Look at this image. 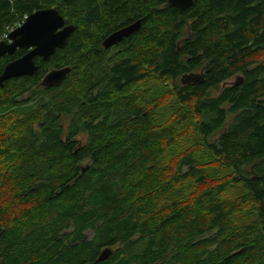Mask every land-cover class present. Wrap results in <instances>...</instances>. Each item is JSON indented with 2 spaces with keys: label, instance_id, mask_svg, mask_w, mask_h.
Instances as JSON below:
<instances>
[{
  "label": "trees",
  "instance_id": "1",
  "mask_svg": "<svg viewBox=\"0 0 264 264\" xmlns=\"http://www.w3.org/2000/svg\"><path fill=\"white\" fill-rule=\"evenodd\" d=\"M50 8L74 27L66 45L0 87V264H264V0H0V41ZM25 53L0 57V74ZM191 73L202 83L181 82ZM185 127L225 179L204 184L192 150L159 164ZM185 181L204 187L196 205H181Z\"/></svg>",
  "mask_w": 264,
  "mask_h": 264
},
{
  "label": "water",
  "instance_id": "2",
  "mask_svg": "<svg viewBox=\"0 0 264 264\" xmlns=\"http://www.w3.org/2000/svg\"><path fill=\"white\" fill-rule=\"evenodd\" d=\"M167 3L171 7L184 11L193 4V0H167ZM139 25L140 21H136L112 32L102 41V46L108 49L118 44L131 33L137 31ZM73 29L72 25L65 23V19L55 8L37 10L30 14L20 26L8 33L6 40L0 41V57L14 55L16 51L21 49L26 50L25 54L5 65L0 74V87L7 80L33 75L38 69L35 58L46 60L57 49H62L66 45ZM69 73L70 69L68 67L52 69L41 79L40 86L42 88L58 87ZM202 80L203 76L195 73L183 75L181 78V82L184 84L202 83ZM241 83L242 78L237 77L233 85L238 86ZM225 85L223 84L222 88ZM86 238L87 235L84 239ZM111 254V248H104L99 254L97 261H105Z\"/></svg>",
  "mask_w": 264,
  "mask_h": 264
},
{
  "label": "rangeland",
  "instance_id": "3",
  "mask_svg": "<svg viewBox=\"0 0 264 264\" xmlns=\"http://www.w3.org/2000/svg\"><path fill=\"white\" fill-rule=\"evenodd\" d=\"M231 81H234V79H232ZM149 85L154 86V84H149ZM137 91L139 92V94H137L136 103L137 102L139 104L145 103L143 101L147 98V91L144 89V87H141L138 89L136 87V89H134V91H133V95H134V92L136 95ZM211 94L215 95L216 92L213 91ZM17 108L18 109L16 110L15 113H10V114L8 113L6 116H12L11 120H16V119H23L25 117L30 116V114L36 112V107H35L34 103L23 104ZM8 112H10V109H8ZM228 118H229L228 120H230V117H228ZM167 120L168 119H166L165 112H161V109H159L155 123L157 125H162ZM61 123L63 124L62 126L65 129L69 123V120L63 119L61 121ZM2 130L3 129H0V132H2ZM193 132H194V130L190 129L189 127H185L184 129H182L181 133L179 132L178 136L173 141V143H172L173 145H172L171 149L169 148V150L167 152H165L163 154V156L161 157L164 160L159 161L160 162L159 164H161L162 166L167 165V164H169L167 162H169V158L171 156L176 158L178 156L189 155L188 152L190 150H192L193 152H190V154H191V156L192 155L195 156L192 159L193 165L196 168H198V170L200 171V174L201 173L204 174V176H205V178L203 180L204 184L205 183L211 184V183H213L214 180H218L220 178L225 179V176L228 173L224 169H222L223 170L222 171L218 166H215L212 164V161H211L212 158L208 155L206 148L202 146L201 140H199V141L196 140L194 135H192V136L188 135L189 133H193ZM187 135H188V137H187ZM218 135H219V133H216L214 135V137L208 138V143H211L215 138L218 137ZM79 139L84 141L85 138L83 137V135H81L79 137ZM183 171H186V169L184 168ZM185 183H186L185 185L180 184L179 188H177V190H176V193L179 194V196L181 197V199H180L181 205L185 204L187 200H188V203L191 202V204L195 203V205H196V202H197L196 200H198V192H199L200 188L203 191L204 187H203V185H201L202 187H199L200 186L199 184L197 185L192 181H185ZM175 197H177V195H175ZM229 197H230V195H226V196H223L222 199L223 200H229L230 199ZM170 207H171L170 202L167 200L166 201H159L156 204L157 210H162L163 208H166L165 211H167V210H169ZM14 212H13V214H14ZM85 234H88V233L86 232ZM115 249H116V247H115Z\"/></svg>",
  "mask_w": 264,
  "mask_h": 264
},
{
  "label": "flooded vegetation",
  "instance_id": "4",
  "mask_svg": "<svg viewBox=\"0 0 264 264\" xmlns=\"http://www.w3.org/2000/svg\"><path fill=\"white\" fill-rule=\"evenodd\" d=\"M234 81H228V84H232ZM89 238V237H88Z\"/></svg>",
  "mask_w": 264,
  "mask_h": 264
},
{
  "label": "bare ground",
  "instance_id": "5",
  "mask_svg": "<svg viewBox=\"0 0 264 264\" xmlns=\"http://www.w3.org/2000/svg\"><path fill=\"white\" fill-rule=\"evenodd\" d=\"M3 171V170H2ZM87 207V206H86ZM77 223V222H76ZM79 224V223H78ZM101 253V252H100Z\"/></svg>",
  "mask_w": 264,
  "mask_h": 264
}]
</instances>
